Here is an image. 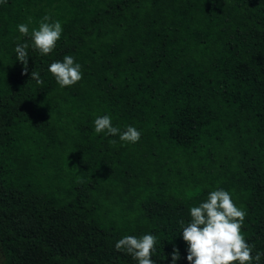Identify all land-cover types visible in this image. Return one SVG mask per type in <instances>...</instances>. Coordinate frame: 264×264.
<instances>
[{"label": "trees", "instance_id": "16d2710c", "mask_svg": "<svg viewBox=\"0 0 264 264\" xmlns=\"http://www.w3.org/2000/svg\"><path fill=\"white\" fill-rule=\"evenodd\" d=\"M65 55L83 75L62 88ZM103 115L140 140L96 133ZM218 188L264 253V0H0V264H138L115 243L145 234L156 264L173 245L189 264L179 222Z\"/></svg>", "mask_w": 264, "mask_h": 264}, {"label": "clouds", "instance_id": "9594fccd", "mask_svg": "<svg viewBox=\"0 0 264 264\" xmlns=\"http://www.w3.org/2000/svg\"><path fill=\"white\" fill-rule=\"evenodd\" d=\"M51 18L45 16L39 24V29H33L31 33V47L42 55L50 54L60 39L63 28L59 21L48 23ZM18 31L22 37L29 36L28 24L21 23ZM19 39V37L17 38ZM30 45L18 43L15 48L16 58L23 65L22 74L28 73V51ZM48 71L55 77L60 87L72 86L82 79L81 65L76 63L74 57L65 55L63 60L52 62ZM31 79L37 84H42L40 74L31 72ZM95 132H104L106 135H119L120 141L125 143H137L141 132L129 125L121 132L118 127L112 125L109 115L99 116L94 121ZM113 145L115 140L110 141ZM246 211L238 208L233 202L230 193L218 188L208 194L207 200L190 209L191 220L185 225L181 220L182 238L187 243L186 259L189 264H259L264 253L257 252L253 257L254 245H250L242 235ZM156 237L145 234L140 238L126 235L115 243V249L124 251L138 261V264H156L152 253L155 252ZM171 264L181 258L179 248L173 245L170 253Z\"/></svg>", "mask_w": 264, "mask_h": 264}]
</instances>
